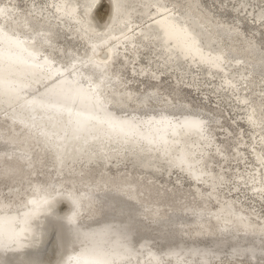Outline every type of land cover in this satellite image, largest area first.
I'll use <instances>...</instances> for the list:
<instances>
[{
	"label": "bare ground",
	"instance_id": "6f19581e",
	"mask_svg": "<svg viewBox=\"0 0 264 264\" xmlns=\"http://www.w3.org/2000/svg\"><path fill=\"white\" fill-rule=\"evenodd\" d=\"M102 1L86 17L85 10L92 8L97 0H47V8L53 11L55 17L62 19L59 22L65 25L63 29L88 46L86 54L70 47L65 52L68 58L65 64L56 61L53 56L54 20H48L43 14L41 21L45 24L36 26V14L31 6L30 11L23 12L11 0L0 1V68H4L0 76H8L14 71L23 72L20 85L6 88L7 91L18 90L13 96L1 93L0 86V119L6 121L5 126L0 128V177L17 182L12 189L14 200L4 199L0 191V219L11 218L10 224L5 226L13 232L24 229L17 239L21 242L20 247L15 248V243L0 244V264H48L49 236L53 229L56 230L60 252L55 264H80L86 257L105 259L112 256H120L121 259L113 260L111 264H227L229 260L242 258L254 264L263 260L264 264V219L258 218L252 211L245 213L244 209L236 207L232 199L220 198L218 185L223 183L224 174L212 167L213 159L210 157L212 152L224 161L226 155L216 145L210 116L203 114V109H194L190 102H184L181 86H177L188 77V87L196 89L195 76L188 74L192 66H202L210 75L219 73L224 76L221 85L238 96L239 105L246 106L255 74L262 75L261 80L264 79V50L259 41H249L237 25L229 26L214 19L201 8L200 0H154L145 21L134 18L130 13L129 2L132 0L117 15L113 13L111 0H105L109 11L104 17V24L99 26L95 12ZM85 2L83 9L80 4ZM71 10H75L71 19L61 16ZM256 15V22L262 24L264 7ZM190 25L204 31V40L194 47L202 57L200 60L183 59L188 52L186 46L189 39L176 35L184 32L185 28L190 30ZM2 36L5 38L2 39ZM150 41L156 45L155 53L159 59L149 63H159L163 72L171 70L176 84L170 98L162 103L158 72L151 74L156 85L138 93L122 87L120 68L116 66L119 61L123 64L138 63L140 48L148 46ZM5 47L11 52L21 51L20 66H7L10 59L2 54ZM122 49H129L134 60L128 61V52L122 53ZM120 54L125 60L117 56ZM234 62L237 63L235 66L248 69L240 79L229 75ZM27 63H32L41 75L30 80L21 67ZM211 63L219 64L221 70L213 69ZM140 74L149 78L146 67L141 69ZM239 81L243 86H239ZM183 82L186 83L185 80ZM173 95L179 98L178 102H171ZM72 97L76 98L70 99ZM67 99L79 101L78 104L71 101L72 105H67L68 110H62L57 116L55 106ZM44 101L50 104V109L32 108L34 103ZM93 102H97L99 112L113 117V123H123L124 127L111 125L112 129L108 131L104 128L106 122L98 117V121L85 124L87 134L75 135L67 140L68 130L72 131L75 126V110L72 108L86 109ZM130 102H133L132 110L128 108ZM150 102H156L159 107L151 108ZM263 117L264 104L255 99L248 107L246 121L254 133L259 132L254 136L252 149L256 165L250 174H235L241 182L250 183L253 193L261 197L264 196V136L260 130ZM192 122L199 125L198 130L185 131L182 126ZM134 127L136 132L129 131L130 135L124 133ZM56 129L63 132L55 133ZM120 130L124 135L120 137L122 139H116ZM159 133L162 137L157 138ZM178 142L181 146L175 145L169 152L164 149ZM66 143L73 156L77 154V157H71L63 167H59L60 158L56 152ZM37 145L42 151L36 150ZM239 151L241 149L237 147L234 154ZM43 152L49 154L54 172L58 175L54 186L46 174V181H28V174L37 173L41 166L40 155ZM181 153L192 156L189 169L183 168ZM120 157L131 159V167H141L152 174L158 172L159 167L167 170L172 167L174 172L185 173L195 186V195L202 204L206 207L208 201H217L216 207L209 211L205 223L189 226L185 231H179L173 225L171 233H164L163 226L175 221L177 214L152 207V204L157 197L169 192L157 189L153 182L141 176L133 175L131 168L126 173L102 171V174L94 176L100 162L109 164L112 161L116 164L115 159ZM108 183L115 184V187L104 189L102 185ZM202 186L207 192L202 190ZM35 199L49 201L35 208L31 203ZM62 202L68 207L64 213L60 212ZM139 202H143L142 206L137 205ZM34 208L35 213L23 222L21 215L29 214ZM142 214L155 224L159 231L155 236L148 233ZM216 223L226 230L224 236L217 237ZM4 227L0 226V229L5 230ZM235 229L253 234L255 238H238ZM156 238L161 246L156 244Z\"/></svg>",
	"mask_w": 264,
	"mask_h": 264
},
{
	"label": "rangeland",
	"instance_id": "374dc122",
	"mask_svg": "<svg viewBox=\"0 0 264 264\" xmlns=\"http://www.w3.org/2000/svg\"><path fill=\"white\" fill-rule=\"evenodd\" d=\"M0 1L4 2L5 0ZM11 1L13 2V5L16 6V8L20 11L27 12L31 9L33 10V12L36 14L34 15L36 26H43L45 24V22L41 21V18L44 15L46 18H48V20H54L56 22L54 26L55 34L53 35V56L56 61L65 64L68 60V58L65 57V52H67L70 47L74 48L78 52L86 54V48L88 46H86L81 39H78V37L73 36V34H70L69 31L63 29V26L65 25L59 22L62 19L60 20L55 17L53 15V11L47 8L49 7L47 0ZM144 1H147L148 3L145 4ZM152 1L154 0H132V2H129L131 5L130 13H133L134 18H140L139 20L145 21V15L148 14L150 6L153 5ZM169 1L170 0H167V2ZM200 2L201 8L208 11L214 19L221 20L229 26L237 25V27L243 32L244 36L249 41H259L258 44L264 50V21L262 24H259V21L256 22L255 20L257 17L256 14L259 12L260 8L264 7V0H200ZM85 4L86 2L84 4L81 3L80 6L82 7L83 5L84 8ZM29 7L31 9H29ZM108 11V3L106 1H102L95 12L96 21L99 26L104 24V17ZM139 11H141L142 14H137ZM202 39L204 40V38ZM140 49H142V51L139 52V56L137 57L139 59H137L138 63H135L134 61L133 63L125 62V64H123L121 61H119L120 58L117 57L119 62H117L116 66L120 68L119 76L122 81V87L131 88L138 93H142L145 89L156 85L157 82L151 79V74L158 72V84L160 83L159 85L161 86L158 91L159 95H162V97L160 96L162 98V103L165 99L170 98L169 95H172V89L176 85L173 81V73L171 70L168 72H166L167 70L165 72L161 71L162 66H159V63L155 65L149 63L159 59V56H157L155 53L156 45L152 43V41H150L148 46L146 44L145 48ZM122 50V53L128 52V61L134 60L133 57L130 56L132 52L129 49ZM117 56H122L123 60H125L123 55L120 54ZM236 64L237 63L234 62V65L230 67L234 70L229 69V72L231 71L229 75L233 78L240 79L242 75L248 71V69L246 67L239 68L238 66H235ZM143 67L147 68V74L149 78L143 74H140V71ZM134 69H137L138 71H135ZM116 75H118V73ZM188 75H193L197 79H195L196 85L194 86L196 89H191L188 87L190 86L187 85L189 78H184L186 83L183 82L184 80H182L181 83L177 85L179 87L181 86L180 88L183 92L182 100L184 102H190L194 109H200V111L203 109L201 112L210 116V127L211 131L214 133L215 140L217 141L216 145H219L220 148L223 149L226 155L225 157L227 158L223 161L221 156L213 155L211 152L210 158L213 159L211 160L212 167L215 170H220L224 174L222 177L223 183L218 185L220 187L218 190L219 194H221L220 198H223V200L232 199L235 202L237 208L241 207L245 210V213L252 211L257 214L258 218L264 219V196L261 197L254 194L250 188V183L247 184V182H241V179L235 175L236 173L240 172H243L244 174H250V171H252L256 165L253 159L254 153L252 149L253 144H255V142H253V139H255L254 136L259 132H253L252 128L248 125L246 118L248 107H250L255 102V99L264 104V79L261 80L262 75L255 74L254 76L255 80L252 84V87H254V85L255 87L254 89L251 87L249 90L250 95L248 94L247 99L248 106L239 105L238 96H236L232 91H228V89L221 85L224 76L220 75L219 73L210 75L206 68L202 66H192L191 73ZM238 83H240V81ZM241 85L243 86V83H240L239 86L241 87ZM224 90H226V92ZM172 98L171 102L179 101V98L176 99L177 97L174 95ZM131 104H133V102H130L128 105L130 110L134 108ZM150 107L157 108L159 105H157L156 102H150ZM5 124L6 121L1 118L0 128L4 127ZM260 130L263 132L262 134L264 136V117ZM235 146H237L238 149H241L237 155L234 154V152L237 150V147ZM36 150L42 151L41 148H38V145L36 146ZM238 156L241 159L237 158ZM121 158L122 157L115 159L117 161L116 164H114L112 161L109 164H104L102 163L103 161L100 162L101 164L98 165L94 176L97 177L98 174H102V171H106L110 174L117 172L126 173L128 169L131 168L134 170L133 175L141 176L145 180L153 182L157 189L161 188L162 191L165 190L164 192H169L168 195L165 193V195L157 197L152 204V207H160L163 210L174 211L177 214L176 220L172 222L173 224L171 222H167V224L163 226L162 231L164 233H171L173 230V225L176 226L179 231H185L189 226L203 224L207 221V216L210 215L209 211L216 207L217 201H208L206 207L204 204H202L201 200L195 195V186L192 184L191 179L185 175V173L183 174L179 171L174 172L172 167L168 170L166 168L159 167L158 172H154L153 175L150 173V170H145L141 167H131V159L127 158V160H123L125 157H123V159ZM40 164L41 166L39 167L37 173L28 174V181L34 182L35 180H39L43 182L46 181L47 176L50 178L52 185L54 186L55 183H57L58 175L54 172V166L51 164V158L47 152H43L40 155ZM16 183L17 182H9L3 177H0V191L3 197H5L4 199L8 201L14 200L12 196V189ZM102 186L104 189L111 190L115 187V184L108 183ZM204 187L205 186H202V190L207 192ZM142 204L143 202L137 203L138 206H142ZM67 210L68 207L64 202H62L60 205V212L64 213ZM141 217L148 233L152 236H155L159 232L155 228V224L145 214H142ZM214 228L216 230L217 237H222L226 234V230H224V227L220 223H216ZM234 232L238 238L245 237L249 238V240L255 238L253 234H247L241 229H235ZM158 240L159 239L157 238L155 239L156 244L161 246L158 244ZM59 256L60 252L58 250L56 230L53 229L49 236V247L46 262L48 264H55ZM226 258L227 257L225 256V259ZM245 260L246 258H242L240 260H229L227 261V264H254L250 260ZM260 264H263V260H261Z\"/></svg>",
	"mask_w": 264,
	"mask_h": 264
},
{
	"label": "water",
	"instance_id": "95a60500",
	"mask_svg": "<svg viewBox=\"0 0 264 264\" xmlns=\"http://www.w3.org/2000/svg\"><path fill=\"white\" fill-rule=\"evenodd\" d=\"M66 1H69V0H66ZM83 1V0H82ZM86 1V0H85ZM100 0H97V2L94 4V6L90 9H86L85 12H84V15L87 17V16H90L92 13H93V10L94 8L96 7V4L99 3ZM105 1V0H103ZM130 1V0H111V3H112V9H113V13L114 15H117V14H120L121 12L124 11L125 9V5L127 4V2ZM83 8V7H82ZM84 9V8H83ZM75 14V10H71L69 13H67V15H62V17H65V19H71V17ZM137 14H142V12H138ZM74 20V19H72ZM88 31V30H87ZM176 35H181V36H186L189 41H187V54H185V56L183 57L184 58H197L198 60L202 59L201 55L199 54V52H196L195 50H198L197 48H194L195 45H197L198 43H200V40H202V38L204 37V31L203 29L201 28H193L191 27L190 25V30H188L187 28H185V31L184 32H178ZM5 38V36H2V39ZM172 41V39L170 40ZM9 48V47H8ZM194 48V49H193ZM5 50L2 52V54H4L5 56L8 57V59H10L9 63L7 64L8 67H15L17 65L20 66V59L22 57V54H21V51L20 52H11L10 50L6 49V47L4 48ZM25 53V51H24ZM114 58H112L113 60ZM205 59V58H204ZM213 69H218V70H221V67L219 66V64L217 63H211L210 65ZM23 70H25L24 73H27V75L29 76L28 78L30 80H34L33 78L34 77H38L39 75H41V73L39 72L40 70L39 69H34V65L32 63H27L25 65H22L21 66ZM4 68H0V71H3ZM9 74V73H8ZM12 74V76H11ZM23 80V72L22 74H19V73H16L15 71L14 72H11L10 75L8 76H0V86L2 87L1 89V93H3L5 96L9 97V96H13L15 93H17L18 90H11L10 91H7V86H11L13 87L14 85H20V81ZM10 87V88H11ZM8 92H12V94H7ZM14 93V94H13ZM77 92H75L76 94ZM76 97H72L70 99H74ZM54 98H52V100H54ZM79 99V98H78ZM78 99H75V100H69L67 99L66 101H61L57 104V106H55L56 110H58L56 112V115L59 116L62 112V110H68V106L67 105H72L71 104V101L72 103L74 104H78ZM70 103V104H69ZM31 104V103H30ZM35 105H32V108H35L36 110H47V108L50 109L48 102L47 101H44V103H41V102H37V103H34ZM31 109V108H29ZM71 110V108H69ZM72 110H75V118H74V129L72 131L68 130L69 132V135L67 137V140H71V137H75V135H79V134H87V127L85 126V124L88 122V121H98V117H100L102 120H104V122H106V125L104 128H107V130L109 131V129H112L111 128V125L112 127H124L123 123L121 124H117V123H113V117L111 118V116H108L107 114H103L102 112H99V108H98V104L97 102H93V104H89V107L86 108V109H78L77 108H72ZM71 110V111H72ZM198 126L196 122H192V123H189V124H185L183 125V129L185 131H187V129H191V130H198ZM120 127V128H121ZM58 131H62L63 130H58L56 129L55 130V133L58 132ZM130 131V133H133V132H136V129L135 127L134 128H131V130L129 129L128 131H125L124 133H126V135H130L128 134ZM105 132V131H104ZM107 132V131H106ZM124 133H122V130H120L116 136V139L119 137V139H122L120 137H122L124 135ZM157 138H160L162 137V134L159 133L157 134L156 136ZM52 138V137H51ZM69 140V141H70ZM175 145H180V142H178L177 144H170L168 145V147H164V149L166 151H170L171 147L175 146ZM136 151V150H135ZM57 157H59V163H58V166L59 167H63L65 162L67 160H71L72 158L71 157H77V154H74L73 156V153H71L70 149H69V146H67V143L64 145L63 148H60L57 152ZM162 153V152H160ZM163 155V153L161 154ZM164 155H168V153L164 152ZM206 154H204L205 156ZM181 160L182 161V166L184 169H189V166L191 164V158L192 156L189 155V154H184V153H181ZM49 200H46V199H42V200H33L31 201V203L33 204V206H35V208L37 207H41L43 206L44 204H46ZM35 208L29 213H25V214H22L21 215V219L23 222L27 221L28 218H30L35 212ZM12 221L11 218H4V219H0V226L4 227L5 225L8 226L10 224V222ZM4 227L6 228L5 230L4 229H0V244H3V245H6V244H9V243H15V248H18L20 247V241H17V239L21 236L22 232L24 231V229L20 230V231H15L13 232L10 228H7V227ZM13 241V242H12ZM96 252L100 251V250H95ZM120 257V256H119ZM116 257L113 256L112 257H108V258H93V257H86L82 262H80V264H93L95 263L96 261H99V260H103V261H106L107 264H111V262L113 260H117V259H121V257ZM123 257V256H122Z\"/></svg>",
	"mask_w": 264,
	"mask_h": 264
},
{
	"label": "snow or ice",
	"instance_id": "6c2138e0",
	"mask_svg": "<svg viewBox=\"0 0 264 264\" xmlns=\"http://www.w3.org/2000/svg\"><path fill=\"white\" fill-rule=\"evenodd\" d=\"M95 264H107V262L103 260H99V261H96Z\"/></svg>",
	"mask_w": 264,
	"mask_h": 264
}]
</instances>
